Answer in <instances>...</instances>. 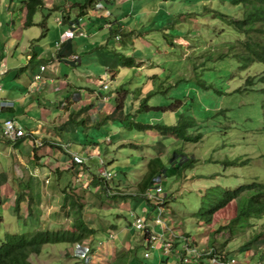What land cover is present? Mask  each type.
<instances>
[{
	"label": "rangeland",
	"instance_id": "rangeland-1",
	"mask_svg": "<svg viewBox=\"0 0 264 264\" xmlns=\"http://www.w3.org/2000/svg\"><path fill=\"white\" fill-rule=\"evenodd\" d=\"M101 1H104L105 5L107 1L110 2ZM113 5L116 4L113 2ZM116 7H119L116 14L120 20L119 25L121 23L123 27H131L137 33L134 38L136 50L129 52L127 57L135 61H145L146 66L138 73L137 68H123L120 82H109V93L115 94V91L125 86L130 91L128 99L132 101L129 102L127 118L120 114L116 121L110 120L108 123L111 129L102 130L110 134V130L119 129L135 143H156L154 146L159 149L166 147L169 170L176 153L184 156L178 158L179 163L190 159L197 160L191 167H185L181 176H173L169 171L158 183L163 187V197L168 203L167 206L164 204L162 215L164 226L157 224L155 217L152 220L154 226H151L157 227L154 230L156 234L164 236L170 233L169 227H183L191 236L187 238L194 239L191 243L194 247L208 248L210 236L235 217L237 208L236 202H232L214 216L211 225L197 222L196 215L208 205V192L217 189L234 190L253 182L264 184V97L261 93L263 85L258 82V77L264 72V64L253 63L243 68L233 55L232 47L242 37L219 16L224 14L232 19L242 18V7L235 5L233 0H130L119 2ZM43 11L42 7L40 12ZM44 13L45 19L49 20L52 11L46 9ZM51 17L55 19L54 16ZM110 20L114 18L111 17ZM8 29L7 40L4 38V29L1 30L0 58L6 48V53L12 61L14 53H17L16 57L19 53L16 52L17 39L12 36V28ZM101 32L109 31L102 28L98 33ZM144 41L149 44H144ZM118 52L122 53L120 50ZM251 78H255V85L248 87L246 82ZM0 83L4 84V77ZM74 84L84 91L90 88L85 78ZM94 88L102 92L98 85ZM144 101L155 109L146 111ZM115 103L116 100L113 99L110 104L115 107ZM132 103H137V107H132ZM133 121L167 127L186 125V136L191 139L174 140L171 134H162L163 137L159 139L147 134L143 129L133 128ZM125 124L129 127L124 126ZM26 145V152L32 155L36 146L33 142H26ZM13 148H7L5 154L0 153V162L3 170L8 172L10 188L15 189L18 195H23L24 192L17 190L13 183L12 174L15 170L10 171L13 164L20 161ZM125 149H128L127 154L116 159L112 147L102 142V157L100 156L98 161L100 163V160H103L106 168L113 174L112 180L109 181L112 187L119 183L127 186V179L130 181L136 169L140 168L141 160L147 152L146 149L135 150L131 146ZM234 160L239 161L237 166H226L228 161ZM244 161L249 163L240 164ZM17 167L21 169L20 162ZM35 167L32 162L31 167L23 168L26 169L25 175ZM100 167L102 168V165ZM46 177L43 180L47 179ZM16 179L25 181L22 176ZM48 179L51 181L48 191L52 192L53 189L57 190L58 183L62 187L68 184L71 177L65 176V182L60 181L58 175ZM1 189L0 184V199L5 200ZM6 194L8 195V192ZM121 205L111 209L114 215L108 218L106 227L115 225L116 214L123 211ZM1 207L0 204V243L5 233L18 234L19 227L24 225L21 219L3 212ZM102 215L99 216L101 227L106 223ZM143 217L148 220L147 214ZM58 222L62 221L57 219L56 224H53L54 231L62 230ZM263 223L264 219L255 222L253 231L259 230ZM253 231L247 235H252ZM116 235L114 234L113 239L120 246V238ZM128 236L131 237L132 234L129 232ZM172 236L181 238L182 242L186 241L179 232H173ZM107 237L106 232L102 231L99 235L95 234L91 242L86 240L79 245L87 246L89 255L92 256L95 247ZM216 237L215 246L220 252H230L235 246H240L236 240L224 242L221 234ZM72 247L74 245L65 243L49 244L43 247L39 255L32 256L30 261L33 264H86L84 259L77 260L72 257ZM144 247V253L127 258L126 264H178L173 255L163 253L161 245L158 244L156 248H147L146 245ZM145 253L149 255L148 258L143 257ZM248 258L252 262L256 259L255 256Z\"/></svg>",
	"mask_w": 264,
	"mask_h": 264
},
{
	"label": "crops",
	"instance_id": "crops-1",
	"mask_svg": "<svg viewBox=\"0 0 264 264\" xmlns=\"http://www.w3.org/2000/svg\"><path fill=\"white\" fill-rule=\"evenodd\" d=\"M89 1L43 0L44 11H52L50 19H45L44 11L39 10L33 18L35 25L26 28L25 0H0V34L4 29V38L7 40L8 28H12V36L17 39L16 52L19 53L17 57V53H14L15 57L11 61L5 48L4 55L0 58V80L4 77V84L0 83V103L9 104V107L0 111V123L9 119L15 120L34 139H23L15 145L0 142V153L5 154L7 148L14 147L13 151L19 155L20 161H16L10 171L15 170L12 174L14 186L26 196L18 217L15 211L18 193L10 188L8 172L3 170L0 162L1 192L5 194V200L0 199V204L3 212L22 220L24 225L18 229L21 233L54 231L53 224H56L57 219L62 221L58 222L62 230L71 231L74 230L75 218L80 215L83 222L95 230L96 235L103 231L108 236L100 246L95 247L89 264H126L127 258L132 255L139 256L141 252H145L144 246L148 247L144 233L137 231L133 225L135 217L147 214L150 228H157L152 227V220L156 217L155 206L144 198L148 190L143 193L139 185L152 159L160 158L167 167V148L163 147L161 140L163 148L159 149L154 146L156 143H135L119 129L110 130V134L102 130L111 129L108 123L110 120L116 121L120 114L127 118L129 102L132 101L128 99L130 91L125 86L115 91V94L109 93V82H120L123 68H137L138 73L145 68L146 62L136 59L133 67L123 63L128 58L127 54L136 50L134 38L137 33L131 27H123L121 23L119 25L120 20L116 16L119 7L116 5L130 0H110L106 5L101 0ZM111 17L114 20H110ZM74 23L76 30L72 28ZM102 28L109 32L98 33ZM67 33L71 34L66 36ZM6 40L4 45L7 44ZM144 44L149 43L144 41ZM119 50L126 55L119 53ZM75 56L80 59L74 61ZM42 66L45 67L44 71L41 70ZM35 75L41 77V82L32 86ZM82 78L90 86L86 91L74 84ZM95 85L102 92L96 90ZM105 85L108 86L107 89H104ZM113 99L116 100L115 107L110 104ZM144 106L146 111L155 109L148 104ZM132 107L136 108L137 103H132ZM132 123L133 128L136 125H145L134 121ZM124 126L129 127L126 124ZM145 132L159 139L163 137L155 129ZM35 140H41L44 147L34 148V153L30 155L26 152V142L35 143ZM102 142L112 147L116 159L127 154L128 149L125 148L130 146L135 150H147L140 168L136 169L130 181L127 179V186L119 183L112 187L109 182L112 178L108 181L101 178L103 169L111 173L103 160L100 163L98 161L102 153ZM67 146L69 147L66 149ZM72 154L79 155L84 164H74ZM178 158L175 155L174 162L179 163ZM18 162L21 164L20 170L17 167ZM32 162L36 167L25 175L26 169L23 168L31 167ZM54 175H58L60 181H64L65 176L71 179L64 187L58 183L57 190L53 189L51 192L48 191L51 184L48 177L51 179ZM18 176L25 178V181H18ZM45 177L47 179L43 180ZM163 177L161 175V180ZM163 195L164 190L160 196L167 206L168 200ZM28 204L31 205L30 215ZM76 204L80 207L77 208ZM118 204H122L123 211L116 214L115 225L106 227L108 218L114 215L111 209L119 208ZM100 214H103L106 221L102 227L99 226ZM169 228L170 233L166 234V238L171 239L175 246L174 251H178L183 242L181 238L172 236L173 232H179L181 237L191 236L183 227ZM129 232L131 237L128 236ZM114 234L120 238V246L111 239ZM92 238L93 236L86 240L90 241ZM190 240L194 241L193 238ZM146 254L144 258H147ZM247 254L252 256L254 253ZM256 257H260V254Z\"/></svg>",
	"mask_w": 264,
	"mask_h": 264
},
{
	"label": "trees",
	"instance_id": "trees-1",
	"mask_svg": "<svg viewBox=\"0 0 264 264\" xmlns=\"http://www.w3.org/2000/svg\"><path fill=\"white\" fill-rule=\"evenodd\" d=\"M89 2H91V0ZM233 2L235 5L242 7L243 13L241 19H232L224 14L219 15L242 37L240 41H237L233 45V55L243 68H247L253 63L264 64V0H233ZM43 5V0H25L26 28H30L35 25L33 23V18ZM41 26L44 30L43 24H41ZM123 63L125 66L133 67L135 65V60L127 58ZM258 82L263 85L261 93L264 97V72L258 77ZM246 85L248 87H253L255 85V78L248 79ZM119 107H121V105ZM262 110L264 118V99ZM136 127L143 130L155 129L162 134H171L176 139H191L186 136V125L170 127L164 125H136ZM27 134V138L33 139L32 134H29V132H27ZM43 147L44 144L40 148ZM176 155L182 158L184 157L181 154L176 153ZM196 162L197 160L195 159L186 160L183 163H177L176 161L172 163L171 169L169 170L165 167L160 158L152 159L148 164L147 172L140 183L139 188L144 193V191L146 192L150 188L155 187L157 185V180L161 182V175H165L166 173L168 174L170 171L173 176H181L183 171L186 169L185 167H191ZM248 163L249 161H244L240 164L246 165ZM238 164L239 161L234 160L228 161L226 166H237ZM208 193L207 207L201 209L195 218L199 223L211 225L213 223L214 216L219 211L225 209L232 202H236L237 204L235 217L231 219L227 225L221 226L213 232L210 236L208 247L215 246L217 242L216 236L221 234L224 238V242L237 241L240 244L239 247L235 246L233 251L228 252L229 255L232 254V256L243 259L242 261L245 264H250L252 262L249 258H247L249 262L244 259V254L249 251L254 253L252 256L256 257L260 254L263 258L264 223L261 225L259 230L253 231V229L255 222L264 219V184L253 182L234 190L217 189L214 192L209 191ZM16 196L15 211L19 217L22 205L26 200V196ZM76 205L77 208L80 207L79 204ZM27 208L30 215L31 205L28 204ZM75 216H77V214H75ZM78 216V218H75L74 230L71 231L37 230L28 233L19 232L18 234L5 233L0 243V264H33L30 261L31 257L39 255L43 247L46 245L62 243L72 245L82 243L89 237L94 236L96 233L95 230L84 223L80 215ZM250 231H253L252 235L250 234V236H248L247 233ZM178 264L183 263L178 262Z\"/></svg>",
	"mask_w": 264,
	"mask_h": 264
},
{
	"label": "built area",
	"instance_id": "built-area-1",
	"mask_svg": "<svg viewBox=\"0 0 264 264\" xmlns=\"http://www.w3.org/2000/svg\"><path fill=\"white\" fill-rule=\"evenodd\" d=\"M72 28L74 30L77 29L76 23L72 24ZM70 34L71 33H67L66 36H69ZM79 59L80 58L78 56L73 57L74 61H78ZM44 69L45 67L42 66L41 70L44 71ZM40 82L41 77L39 75H35L33 77L32 86H37V84ZM107 88L108 86L105 85L104 89ZM7 107H9L7 102L0 103V111ZM27 137V131L17 121L9 119L0 123L1 141L15 145ZM34 144L37 148L43 146L41 140H35ZM68 147L69 146H67L66 149ZM72 162L77 165L84 164V160L77 154H72ZM101 164L104 165L103 162ZM100 176L105 181H108L113 177L112 174L107 172L105 169L101 171ZM159 182L160 181L157 180V185L153 187V189L148 190L144 194V198L156 207L157 216L155 217V222L157 224H163L162 226H164V221L162 220V215H164V200L160 196V194L163 192V188L160 184L158 185ZM133 225L137 231L144 233L147 241V248H156L159 244L161 245L165 255L171 254L183 264H245L239 257L229 256L225 251L220 252L216 250L215 247L203 249L194 247L191 244L190 239L187 238L183 243L182 248L178 251H174L173 242L168 240L164 234H156L155 231L150 228L148 220H146L144 217L136 216ZM111 239H113V235H111ZM70 254H72V256L75 258L84 259L86 263H90L89 249L87 246L77 245L71 250ZM148 256L149 255L146 254L147 258ZM253 264H264V262L259 260Z\"/></svg>",
	"mask_w": 264,
	"mask_h": 264
},
{
	"label": "clouds",
	"instance_id": "clouds-1",
	"mask_svg": "<svg viewBox=\"0 0 264 264\" xmlns=\"http://www.w3.org/2000/svg\"><path fill=\"white\" fill-rule=\"evenodd\" d=\"M163 188V187H162ZM152 189H153V187H152ZM164 200V199H163ZM150 203V202H149ZM164 204H165V200H164ZM164 204H163V206H164ZM155 206V205H154ZM164 208H165V206H164ZM155 210H156V207H155ZM184 238H187V237H184ZM187 239H190V238H187ZM86 241V240H85ZM88 242H91V241H89V240H87ZM190 242L192 243V240H190ZM184 243V242H183ZM80 243H77V244H73L74 245V247L75 246H77V245H79ZM87 244V243H86ZM98 246H100L99 244H98ZM74 247H72V249L74 248ZM173 247H174V250H175V246H174V243H173ZM211 247H215V249L217 250V247L216 246H211ZM211 247H209V248H211ZM71 249V250H72ZM218 251H220V250H218ZM249 252H251V251H249ZM249 252H247V253H249ZM263 252V254H264V251H262ZM228 255H229V253L228 252H226ZM247 253H245L244 254V259H246L247 260V258L249 257L248 256V254ZM67 255V254H66ZM69 256V255H68ZM229 256H232V254L231 255H229ZM73 257V256H72ZM73 258H75V257H73ZM91 258H92V256L90 255V261H91ZM75 259H77V260H83V259H78V258H75ZM176 259V258H175ZM177 260V259H176ZM243 260V259H242ZM259 260H262L263 262H264V257L262 258V256L260 255V257H256V259H254V261L252 262V263H250V264H253L254 262H256V261H259ZM248 261V260H247ZM177 262H179L178 260H177ZM249 262V261H248ZM86 264H89V263H86Z\"/></svg>",
	"mask_w": 264,
	"mask_h": 264
}]
</instances>
